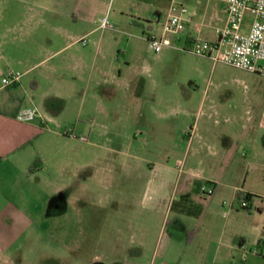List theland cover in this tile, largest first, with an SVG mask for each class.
Instances as JSON below:
<instances>
[{"label":"rangeland","instance_id":"rangeland-1","mask_svg":"<svg viewBox=\"0 0 264 264\" xmlns=\"http://www.w3.org/2000/svg\"><path fill=\"white\" fill-rule=\"evenodd\" d=\"M132 3L109 1L113 28L104 36L102 53L111 75L123 80L139 76L145 81L144 110L153 105L161 111L169 98L170 107L179 113L195 114L199 131L208 136L226 133L230 144L217 136L218 146L196 141L187 151L183 144L172 149L176 133L170 135V128L166 131L160 122L149 132L137 126L134 117H128L123 127L117 116L116 125L107 132L98 98L104 95L96 90L94 105L99 109L91 121L94 132L83 135L89 150L83 151L77 140L62 133L69 132L70 125L61 123L60 128L48 123L51 134L20 152L29 156L23 160L31 164L30 178L23 174L26 163L0 166V264H163V248L170 238V205L159 202L156 207L148 193L146 183L154 179L149 171L154 165L178 164V179H191L193 193L201 196L205 179L222 177L241 187L245 179L252 185L264 177V77L214 65L192 54L183 41L154 53L145 40L146 31L130 23L137 20ZM173 3L199 17L205 7L217 6L219 12L222 4L170 0V7ZM249 20L246 17L245 23ZM155 26L157 33L160 27ZM123 95L110 93V99L118 104ZM85 164L93 167L82 171ZM142 231L146 246L141 254L132 243Z\"/></svg>","mask_w":264,"mask_h":264},{"label":"crops","instance_id":"crops-1","mask_svg":"<svg viewBox=\"0 0 264 264\" xmlns=\"http://www.w3.org/2000/svg\"><path fill=\"white\" fill-rule=\"evenodd\" d=\"M109 1L0 0V166L27 164L23 159L29 156L20 152L51 134L48 123H57L60 128L61 123L70 125L69 132L62 133L93 135L91 121L99 109L94 105L96 90L104 95L98 98L107 132L116 125L117 116L123 127L128 117H134L137 126L149 132L160 122L166 131L170 128V135L176 133L178 140L170 143L172 149L183 144L181 148L187 151L196 141L209 146H218L220 141L230 144L231 136L226 133L208 136L199 131L200 120L195 114L188 110L179 113L178 108L170 107L169 98L161 111L153 105L144 110L141 94L145 81L139 76L123 80L121 75H111L109 60L102 53V41L111 29L99 27L109 15ZM130 7L137 19L130 23L146 31L147 42L157 25L153 19L165 18L170 0H133ZM220 7L223 16L217 6H209L201 17L206 15L212 26L217 25L224 19L223 5ZM203 36L215 40L210 27L204 28ZM81 38L88 40L86 47L77 43ZM175 41H183L187 47L190 38ZM11 70L21 73L22 78L13 86L3 87L1 80ZM117 91L124 93L118 104L110 99V93L117 95ZM28 108L36 109L38 117L31 122L17 121L16 114ZM62 133L52 132L58 137ZM75 140L83 151L89 150L88 141ZM30 165L24 166L27 178ZM85 165L82 171L93 167ZM177 167L169 162L154 165L149 170L154 179L146 183L156 207L159 202L170 205V238L163 248V264H264V177L252 185L245 179L241 187L222 177L205 179L213 185L214 193L201 196L193 193L191 179H178ZM244 200L247 208L241 205ZM141 233L132 244L142 254L146 241ZM160 248L157 246V253Z\"/></svg>","mask_w":264,"mask_h":264},{"label":"built area","instance_id":"built-area-1","mask_svg":"<svg viewBox=\"0 0 264 264\" xmlns=\"http://www.w3.org/2000/svg\"><path fill=\"white\" fill-rule=\"evenodd\" d=\"M223 4L225 18L221 24L212 26L203 15L197 18L195 12H190L183 4L173 3L160 21L153 20L160 27L159 31L150 32L147 42L154 53H160L165 48H172L175 40L183 36L190 38L188 50L199 57L210 59L214 65L218 63L244 70L264 77V0H219ZM246 17L250 20L245 23ZM100 29H111L108 14L99 24ZM210 27L215 40L210 41L203 36V30ZM247 28V31L244 29ZM83 47L88 45L86 38L77 40ZM22 78L21 73L8 71L2 78L3 87H10ZM38 117L34 108L20 110L15 118L19 122H31ZM73 139L87 142L83 136L73 132L68 133ZM202 193L212 196L213 185L207 183L202 187ZM243 208L248 207L247 201H242Z\"/></svg>","mask_w":264,"mask_h":264},{"label":"flooded vegetation","instance_id":"flooded-vegetation-1","mask_svg":"<svg viewBox=\"0 0 264 264\" xmlns=\"http://www.w3.org/2000/svg\"><path fill=\"white\" fill-rule=\"evenodd\" d=\"M76 248L79 249L80 247H76ZM86 248H87V249H92L93 246L87 245ZM93 264H100V262H98V263L96 262V263H93Z\"/></svg>","mask_w":264,"mask_h":264},{"label":"trees","instance_id":"trees-1","mask_svg":"<svg viewBox=\"0 0 264 264\" xmlns=\"http://www.w3.org/2000/svg\"><path fill=\"white\" fill-rule=\"evenodd\" d=\"M36 163L38 164V161H36ZM32 171V168L30 169V172Z\"/></svg>","mask_w":264,"mask_h":264}]
</instances>
